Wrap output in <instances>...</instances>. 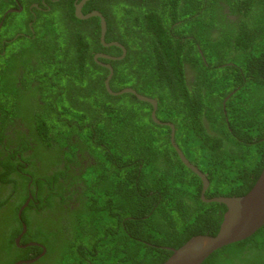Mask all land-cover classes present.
I'll return each mask as SVG.
<instances>
[{
    "label": "trees",
    "instance_id": "obj_1",
    "mask_svg": "<svg viewBox=\"0 0 264 264\" xmlns=\"http://www.w3.org/2000/svg\"><path fill=\"white\" fill-rule=\"evenodd\" d=\"M40 1L0 0V264H161L214 236L226 207L200 199L169 126L107 92L93 55L121 49L100 44L99 18H76L80 0ZM91 10L125 49L97 59L110 90L156 100L206 175L205 198L246 194L264 165V0H86ZM201 264H264V224Z\"/></svg>",
    "mask_w": 264,
    "mask_h": 264
},
{
    "label": "water",
    "instance_id": "obj_2",
    "mask_svg": "<svg viewBox=\"0 0 264 264\" xmlns=\"http://www.w3.org/2000/svg\"><path fill=\"white\" fill-rule=\"evenodd\" d=\"M86 0H80L79 3L74 5V15L78 19H86L89 17H98L100 25V43L102 46L108 47L111 45L117 46L121 49L119 57H110L104 54H95L94 59L97 57L107 58L110 60L121 59L125 55L124 47L117 42L105 43L104 35L106 30V23L103 16L97 11H91L83 15L80 11L83 3ZM11 11V10H9ZM109 73L104 79V86L109 94L118 95L122 93L133 94L138 100L148 102L151 105L150 117L159 124L168 125L170 128V143L181 162L194 174H196L201 181V194L200 199L203 202H218L226 207L219 229L214 236L198 235L193 236L187 240L183 245L177 249L169 248L172 252L171 255L161 264H201L213 251L226 246L230 243L237 242L252 235L257 229L264 224V165L262 170L251 189L243 196L226 197L217 196L210 199L204 197V192L208 187V180L206 175L202 173L196 166H194L181 152L179 147L174 141V128L170 123L160 122L155 116L156 100L137 93L132 88H123L117 92H113L109 88V79L112 75V68L106 65ZM27 202L20 208L18 218L20 217L21 209ZM25 232V225L22 224V232L16 237L15 243L19 245L20 236ZM27 245H38L37 243H29ZM39 246V245H38ZM43 248V247H42ZM44 252V249H43ZM42 252V253H43ZM40 256V255H39ZM38 256V257H39ZM36 259V258H35ZM32 260L17 261L14 264L31 263Z\"/></svg>",
    "mask_w": 264,
    "mask_h": 264
},
{
    "label": "flooded vegetation",
    "instance_id": "obj_3",
    "mask_svg": "<svg viewBox=\"0 0 264 264\" xmlns=\"http://www.w3.org/2000/svg\"><path fill=\"white\" fill-rule=\"evenodd\" d=\"M52 1H54V0H52ZM44 6H47V4L44 2V0H41L40 1ZM77 3H79V2H74L73 3V6L75 5V4H77ZM84 4V3H83ZM32 7H34V8H38V9H40V7H38L37 6V4L36 3H31L30 4V6L28 7V9H30V8H32ZM82 7H83V5H82ZM82 7H81V9H80V11H82ZM23 8H22V6L19 4L18 5V9H17V11H21ZM47 9H49V7L47 6V8H45V9H43V8H41V10H46L47 11ZM9 11V10H8ZM11 11H14V9L12 10L11 9ZM91 11H94V10H91ZM91 11H89V12H91ZM30 12H31V14H32V16L34 17L35 16V12L33 11V10H30ZM89 12H87V13H89ZM82 13V12H81ZM87 13H85V14H87ZM83 14V13H82ZM85 14H83V15H85ZM75 16V15H74ZM81 20H83V19H81ZM31 24V22H29V25ZM99 27H100V25H99ZM98 40H99V42H100V34H99V37H98ZM101 44V43H100ZM4 53V52H3ZM95 54H104V55H107V56H110L109 54H105L104 52H100V53H95ZM94 54V55H95ZM94 55H93V59H94ZM110 57H113V56H110ZM101 58V57H100ZM117 58V57H116ZM97 59H98V57H97ZM95 60L99 65H101V66H103L104 68H106V65H110L109 63H107V62H100L99 60ZM103 59H105V60H110V59H107V58H103ZM111 66V65H110ZM108 70V69H107ZM17 216H18V214H17ZM19 236V235H18ZM17 236V237H18ZM16 239V238H15Z\"/></svg>",
    "mask_w": 264,
    "mask_h": 264
},
{
    "label": "clouds",
    "instance_id": "obj_4",
    "mask_svg": "<svg viewBox=\"0 0 264 264\" xmlns=\"http://www.w3.org/2000/svg\"><path fill=\"white\" fill-rule=\"evenodd\" d=\"M119 57V56H118ZM115 60H117V59H115ZM151 112V111H150Z\"/></svg>",
    "mask_w": 264,
    "mask_h": 264
}]
</instances>
